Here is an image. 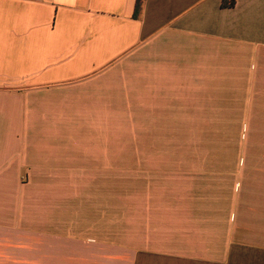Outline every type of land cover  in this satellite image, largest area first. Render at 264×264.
<instances>
[{
	"label": "crops",
	"instance_id": "1",
	"mask_svg": "<svg viewBox=\"0 0 264 264\" xmlns=\"http://www.w3.org/2000/svg\"><path fill=\"white\" fill-rule=\"evenodd\" d=\"M136 4L0 0V264H264V0ZM134 86L187 137L233 123V176L157 180L116 239L87 171Z\"/></svg>",
	"mask_w": 264,
	"mask_h": 264
},
{
	"label": "rangeland",
	"instance_id": "2",
	"mask_svg": "<svg viewBox=\"0 0 264 264\" xmlns=\"http://www.w3.org/2000/svg\"><path fill=\"white\" fill-rule=\"evenodd\" d=\"M122 64H144V60ZM124 102L115 105L114 120L97 125L105 136L91 139V145L109 150V163L87 171L88 177L108 178L112 183L109 208L113 205L116 239L121 238L124 215L144 207L159 188L157 180L186 174L225 178L233 176L234 161L233 123H189L193 136L187 137V123L168 120L161 101L154 107L150 100L141 101L138 86ZM22 177L26 183L27 172Z\"/></svg>",
	"mask_w": 264,
	"mask_h": 264
},
{
	"label": "trees",
	"instance_id": "3",
	"mask_svg": "<svg viewBox=\"0 0 264 264\" xmlns=\"http://www.w3.org/2000/svg\"><path fill=\"white\" fill-rule=\"evenodd\" d=\"M144 0H137L136 4V13L135 16L138 17L142 6H143ZM236 5V0H222V7L223 8H234Z\"/></svg>",
	"mask_w": 264,
	"mask_h": 264
}]
</instances>
